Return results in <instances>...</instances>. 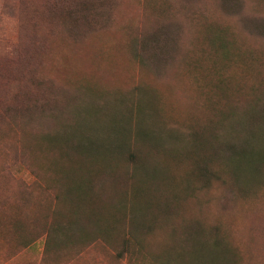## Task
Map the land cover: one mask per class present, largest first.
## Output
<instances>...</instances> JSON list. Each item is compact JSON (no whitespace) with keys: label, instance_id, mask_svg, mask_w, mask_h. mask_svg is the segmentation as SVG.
Wrapping results in <instances>:
<instances>
[{"label":"rangeland","instance_id":"374dc122","mask_svg":"<svg viewBox=\"0 0 264 264\" xmlns=\"http://www.w3.org/2000/svg\"><path fill=\"white\" fill-rule=\"evenodd\" d=\"M42 1L0 0V264H153L196 229L216 233L227 264H264V168L235 186L196 171L212 170V128L229 126L219 112L264 93V0H101V20L80 30ZM156 27L171 31L166 58L143 62L135 42ZM19 86L32 96L23 109L11 102ZM118 97L133 118L137 103L152 109L170 138L133 135L127 158L107 160L64 146L63 130L75 147L77 121H95L88 103ZM134 160L158 178L131 180ZM50 222L64 231L45 242ZM136 223L141 256L118 259Z\"/></svg>","mask_w":264,"mask_h":264},{"label":"trees","instance_id":"16d2710c","mask_svg":"<svg viewBox=\"0 0 264 264\" xmlns=\"http://www.w3.org/2000/svg\"><path fill=\"white\" fill-rule=\"evenodd\" d=\"M101 2V0H43L42 5L50 11L53 20L66 22L69 27L80 30L83 27L91 28L98 24L104 15V12L100 11ZM262 29H264V25ZM165 30V28L156 27L153 28V31L141 35L134 45L135 56L143 62L164 60L171 34V31ZM21 60L24 64L27 62V58ZM7 65L0 63V93L3 90V94H0V106L6 104L4 94L10 85L5 75V66ZM250 91V100L242 108V111L235 107L234 111H229L231 109L229 107L227 111L219 112L220 116L224 115V118L229 120V126L223 128L222 131L215 127L212 128V153L205 157L206 163L212 162V170L205 164L196 163L197 176L201 179L211 177L212 181L214 179L222 182L228 180L230 185L235 186L238 181H244V183L249 181L248 183H250L261 177L260 170L264 168V93L255 88H251ZM107 100L98 102V104L88 103L83 108L86 115L94 116L95 121L89 119L82 122L81 120L77 121L78 118L76 119L77 123L73 128L75 132L71 133L73 141L76 143L75 147L70 146L68 142L66 144L65 135L68 133L63 130V144L66 148L84 152L92 158L100 156L103 160H107L114 156L127 158V148L133 135L135 139H144L154 145L156 143L161 145V139L165 141L170 138V133L163 128L153 127L154 113L152 109L146 107L144 110L140 103H137L133 106L134 109L136 108L135 118H133L132 110L128 112L129 115L124 112L128 109L126 103L129 101L118 97L115 99L116 103L110 106L107 104ZM31 101V92L24 91L20 86L11 94V102L21 103L22 109L25 106L29 107L32 104ZM124 118L126 122L128 119H133V123L125 124ZM95 125L98 128L99 136L97 135V139L92 140L94 131H91V126ZM195 136V139H198V135ZM159 147L157 146V148ZM132 157L136 158L135 155ZM215 163L221 164L219 169L214 168ZM132 165H134L133 173L129 177L131 180L143 177L149 181H155L158 178L155 171L148 170L140 160L139 162L132 161ZM133 210L135 209L132 208ZM63 227L60 223L50 222L45 233V242L48 238L62 235ZM140 228L142 225L136 223L126 232L116 251L118 259L130 261L135 255L141 256L143 247L139 240V234H137ZM104 233L102 232V234ZM107 236L108 234L105 233L100 237L104 242H107L109 240ZM179 243L178 249H172L174 252L166 250L154 256L151 259L153 264H227L226 257L224 258L226 250L215 232L211 231V234H205L200 229L185 232Z\"/></svg>","mask_w":264,"mask_h":264}]
</instances>
